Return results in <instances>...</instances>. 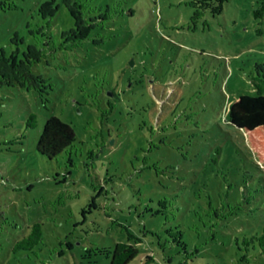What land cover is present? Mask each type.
<instances>
[{"label":"rangeland","instance_id":"obj_1","mask_svg":"<svg viewBox=\"0 0 264 264\" xmlns=\"http://www.w3.org/2000/svg\"><path fill=\"white\" fill-rule=\"evenodd\" d=\"M13 1L0 264H109L118 241L138 247L127 264H264L243 243L264 224V165L227 117L263 93L262 0H76V28L70 0ZM50 115L76 134L52 158L36 148Z\"/></svg>","mask_w":264,"mask_h":264},{"label":"trees","instance_id":"obj_2","mask_svg":"<svg viewBox=\"0 0 264 264\" xmlns=\"http://www.w3.org/2000/svg\"><path fill=\"white\" fill-rule=\"evenodd\" d=\"M70 1L73 7H68L72 14L75 15L76 26L74 28H76L78 14L74 11L77 9L80 14L81 5L76 0ZM62 2L67 3L65 0H62ZM54 3V0H51L44 4L51 10L56 11L59 5ZM0 8H17V5L13 0H0ZM263 15L264 0H262L260 7L255 10L256 17H263ZM88 27L85 28V33ZM131 65L134 66V60L133 64H130V66ZM26 76H28V74H26ZM127 79L130 80L131 78L129 77ZM28 82L30 84L33 81L29 80ZM8 83L9 77L0 70V86ZM130 84H133V82H130ZM255 86L258 90L263 91V93L255 95L244 93L236 96L229 105L227 117L232 124L243 130L254 158L257 163L264 165V85L255 82ZM110 90L113 93L111 98L114 99V97L116 98L119 96L114 87L110 86ZM33 115L31 114L30 117ZM75 136V130L71 124L56 115H50L44 122L36 143V148L41 154L52 158L71 145L75 140ZM31 232L35 233V231ZM32 233H30V237L23 239L22 243H28L30 245L35 243ZM243 243L246 249H248L250 244L257 243L261 248V252L264 254V224H262L259 231L253 233L249 238H245ZM237 245L239 244L237 243ZM137 253L138 247L135 243L118 241L111 250L109 264H127ZM244 258L245 255L241 256L239 262ZM142 264L145 263L143 262Z\"/></svg>","mask_w":264,"mask_h":264},{"label":"water","instance_id":"obj_3","mask_svg":"<svg viewBox=\"0 0 264 264\" xmlns=\"http://www.w3.org/2000/svg\"><path fill=\"white\" fill-rule=\"evenodd\" d=\"M130 64H133V59L130 60ZM108 94L111 95V96L113 95V93L111 92V90H109Z\"/></svg>","mask_w":264,"mask_h":264}]
</instances>
